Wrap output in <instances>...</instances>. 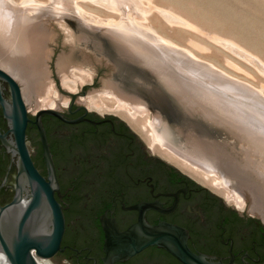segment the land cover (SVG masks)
Here are the masks:
<instances>
[{
    "label": "flooded vegetation",
    "instance_id": "1",
    "mask_svg": "<svg viewBox=\"0 0 264 264\" xmlns=\"http://www.w3.org/2000/svg\"><path fill=\"white\" fill-rule=\"evenodd\" d=\"M84 94L81 91L72 97L68 93L66 103L60 101V108H50L59 116L40 115L38 119L43 109L28 110L23 98L29 159L39 176L50 183L40 126L52 165L51 185L58 190L53 197L64 218L61 251L51 263L104 264L108 226L124 232L144 220L152 226L164 223L186 230L190 252L209 263L264 264V226L259 220L171 165L130 121L89 109L79 101L78 95ZM12 107L11 86L0 77L1 207L12 201L19 181V155L10 132ZM21 182L24 211L29 185L25 177ZM17 217L9 211L5 215L8 226ZM114 264L182 263L151 246Z\"/></svg>",
    "mask_w": 264,
    "mask_h": 264
},
{
    "label": "rangeland",
    "instance_id": "2",
    "mask_svg": "<svg viewBox=\"0 0 264 264\" xmlns=\"http://www.w3.org/2000/svg\"><path fill=\"white\" fill-rule=\"evenodd\" d=\"M12 1L18 4L23 0ZM30 1L48 3V0ZM128 1L131 8V12L128 16L122 13L120 9H107V1L105 0H96L95 4L81 1L79 5L86 12L94 14L101 20L110 19L111 22L109 23H112L111 25H115L117 29H122L126 31V34L133 35V37L135 36L139 38L138 33L134 32V28L132 27L136 22V25H138L139 28L146 31H154L153 33L156 37L158 36L157 38L167 41L171 46H176V52L178 50L187 51L194 57L193 60L196 62V65L194 64L195 68L189 66L190 69H185V71H183L184 69H181L182 67H177L180 71H183L182 73L187 75L192 74L191 76L193 78H199L197 75L199 73L213 81L215 85L217 83L216 86H218V88L223 87L222 89H226L227 92L233 95V97L230 95L227 97L231 99L234 98L238 103L246 104L245 106L248 105V108L251 107V109H258L256 105L264 107V0ZM57 15L58 14L49 16V19L53 21H51L52 27H50L52 30L50 35L51 39L47 43L49 56L46 59V68L49 76L48 82L50 85L52 84L58 95L61 96L60 99H69L67 94L73 91H77L76 93L78 94L81 93V91H85L84 95H78V98H80L79 101L81 102L83 100L85 102L91 95H99L101 101L106 105L108 110L95 108V106L92 105L88 107L89 109H96L95 111L101 115H116L125 118L130 121L135 126V129L148 141V143H150L147 131L144 129L148 117H138L136 121H133L125 112L110 111L111 109H114V102L112 99H108L102 95L106 84L109 82L113 92L131 102L134 101V103L136 102L140 104L149 112V114H152L159 119L162 118L160 121H164V118L162 117L163 115L159 117L157 115L158 113L155 114V112L146 108L143 103L139 102L147 101L149 104H152L151 102L154 96L149 79L146 76L137 73L134 68L128 65H123L121 62L115 63L116 70L111 72L109 67L111 63H114L111 58L112 55L109 52L110 49L107 44L101 43L97 38L105 36L101 33L91 32L86 27L79 25L77 18L73 16V18H63L67 23L69 22L68 29L73 35V39L69 38L64 28L57 24ZM122 15H125L124 19L122 18ZM139 21L142 22L140 23ZM98 27L105 30L110 29L106 26ZM142 41L145 42V40ZM145 44L148 45L147 42H145ZM2 62L3 57L0 55V64ZM60 66H65L67 70L71 67H79L84 71L86 70V73L83 74L77 71L75 72V76L80 78L83 84L79 82L78 85H75L69 79L63 82V86L61 83L62 81L57 74V69ZM5 69L8 73L10 72L8 68L5 67ZM219 73L223 76L221 80L218 78ZM88 74H90V76ZM175 74L187 81L185 77L179 75L177 72ZM220 81L221 83H219ZM19 87L21 88L22 93V85L19 84ZM63 87L67 89V91L63 89ZM70 90L72 91L70 92ZM122 91L139 96V101L127 97ZM256 93H260V96L262 97L257 96ZM27 106L28 110H31L32 105L27 104ZM258 112L261 113L262 111L259 110ZM175 119H177V116H175ZM163 121H161L162 124ZM160 130L161 128H157L158 132ZM170 138L172 137L170 136ZM168 139L169 138H167V140ZM167 143L170 145V140H168ZM170 146L175 149L172 144ZM175 150L178 151L177 149ZM154 151L160 154L165 160L172 163L171 165L174 164L178 166L181 170L191 175L202 185L227 201L225 191L216 189L211 180H205L200 172L186 166L174 156L163 152L158 146H154ZM189 156L194 159L197 158L193 155ZM206 156H208L207 159L213 160L217 166L221 168L223 176H221L213 166L198 159L196 160L200 161L202 165L205 164L204 166L210 167L219 177L227 181L232 188L237 191H244L251 201H255V199H252L247 193L245 189L246 187L242 185L251 178L249 171L244 169L240 170L238 168L231 170L230 165H232V162L224 155L217 157ZM193 161L197 162L195 160ZM231 180L238 181V184L235 186ZM257 188L259 192L261 191V193L264 194L263 183L257 185ZM227 202L235 205L231 200H228ZM242 210L246 211V208H243ZM259 211L261 210L259 209ZM48 262L53 264L51 261Z\"/></svg>",
    "mask_w": 264,
    "mask_h": 264
},
{
    "label": "water",
    "instance_id": "3",
    "mask_svg": "<svg viewBox=\"0 0 264 264\" xmlns=\"http://www.w3.org/2000/svg\"><path fill=\"white\" fill-rule=\"evenodd\" d=\"M97 38L101 43L107 44L110 49L109 52L114 63H111L110 71L116 70L115 63L118 62L134 68L137 73L149 79L154 98L152 104H149L147 101H139V96L125 91L122 93L143 103L146 108L155 114L158 113L159 117L163 115L164 121H161L172 137L170 139L174 145L180 150L190 151L191 155L197 157L196 159L213 166L221 176H223L221 168L213 160L207 159L208 156L205 157V153L211 157L224 155L232 162L231 170L238 168L249 171L251 178L242 185L246 187L245 189L251 198L264 208V194L259 192L257 188L260 183L264 184V147L254 140L252 137L254 135H246L241 128L242 126L224 119L214 108H211L212 106L206 108L188 95L183 94L179 88H176L177 84L167 81L159 74L155 65L146 59L131 54L122 47H116L105 37ZM175 73L174 71L176 79L186 81ZM0 77L9 83L12 90L13 107L10 115V132L14 136L19 155V181L14 187L15 195L8 205L0 206V247L9 264H38L37 258L50 260L58 251H61L59 244L64 232V218L61 206L53 197V192L58 190L56 186L51 185L54 176L50 157L46 151L44 133L37 120L36 124L40 129L48 162L50 183H46L39 176L27 153L25 127L28 119L21 88L11 75L1 68ZM190 83L192 82L190 81ZM71 94L72 97L76 95V93ZM40 115L59 116L51 109L40 111L37 119ZM193 146L200 149L204 154L201 153L198 156L196 152H192ZM22 177L26 178L29 185V194L26 196L29 202L24 211L26 200L25 198L22 199L24 190L21 182ZM231 182L235 186L238 184L236 180H231ZM9 211L18 215L11 226H8L5 221V215ZM246 213L249 214L247 211ZM251 216L259 220L264 226L261 217L252 214ZM187 238L186 230L164 223L152 226L144 220H139L124 232H119L116 227L109 225L106 229L103 248L105 257L102 261L104 264L124 262L142 250L155 246L172 255L182 264H220L209 263L203 256L192 254L187 247Z\"/></svg>",
    "mask_w": 264,
    "mask_h": 264
},
{
    "label": "bare ground",
    "instance_id": "4",
    "mask_svg": "<svg viewBox=\"0 0 264 264\" xmlns=\"http://www.w3.org/2000/svg\"><path fill=\"white\" fill-rule=\"evenodd\" d=\"M81 1H87L94 4L96 3V0H48V3L23 0L21 3L16 4L12 0H0V55L3 57V62L0 64V68L4 71H6L5 67L8 68V70H10L9 75H11L16 82L22 85V94L26 103L32 105L31 109L33 112L44 108H60L58 106L59 104H57L58 102L61 101L66 103L68 101V99H60L61 96L58 95L52 84L50 85L48 82L49 76L46 68V59L49 56V51H47V43L51 39L50 35L52 30L50 27H52L51 21H53L49 19V16L58 14L57 24L64 28L68 37L72 39L73 35L68 29L69 22L67 23V21L63 18H73L74 16L77 18L79 25L86 27L91 32L103 34L106 39L116 47H122V49L127 52L140 56L141 58H144L154 64L159 74H161V76H163L167 81L173 82L175 85L177 84L176 88H179L183 94L188 95L190 98L199 102L206 108L212 106L211 108H214L224 119L240 127L242 126L241 128L246 135H254L252 136L254 140L260 146L264 147V107L256 105L258 109H251V107L248 108V105L245 106L246 104H240L235 101L234 98L231 99L227 97L229 95L233 97V95L227 92L226 89H222L223 87L218 88V86H216L217 83L215 85L213 81L207 79L199 73L197 74L199 78H193L191 76L192 74L187 75L182 73L185 69H190L189 66L195 68L194 64L196 62H194V57L189 54V52L178 50L177 53L175 51L176 46H171L167 41L157 38L158 36L156 37L154 35V31L151 32L139 28L138 25H136L137 22L132 27L134 28L133 31L138 33L140 39L135 36L133 37V35L126 34V31L122 29L119 30L115 25H111L112 23H109L111 22L110 19L101 20L94 14L86 12L79 5ZM105 1H107V9H120L122 13L127 16L131 12L128 0ZM125 15H122L123 19L125 18ZM139 22L141 23L142 21ZM98 26H106L110 29H100ZM149 29L151 30L150 27ZM142 40H145L148 45ZM178 66H180V68L182 67L181 69L184 70L180 71L179 68H177ZM76 71L82 74L86 73V70L84 71L79 67H71L68 70L65 66L58 67L57 74L62 81L61 83L63 86V82L69 79L75 85H78L79 82L82 83V80L75 76ZM174 71L180 73L181 75L183 74L182 76L189 78V81H192V83L194 82L195 84L187 82L188 79L187 81L176 79ZM88 75L90 76V74ZM218 78L221 80V78H223L222 74L219 73ZM219 83H221V81ZM63 89L65 88L63 87ZM65 90L67 91V89ZM71 91L72 90H70V92ZM76 92L73 91L71 93ZM256 94L257 96H260V93ZM102 95L113 100L114 109H111L110 111L125 112L133 121H136L138 117H148L144 129L147 131L152 148L154 146H158L163 152L174 156L186 166L200 172L205 180H211L216 189L224 190L227 201H233L237 209L242 211L243 208H246V211L249 214L257 215L264 221V208L262 206L260 207L258 202L252 200V203L249 196L244 191L235 190L227 181L219 177L210 167L204 166L205 164L202 165L200 161L189 156L191 155L190 151H181L178 149L176 145H174V142L170 139V135L165 130V127L159 118L149 114L143 106L136 102L134 103L133 100V102H131L113 92L109 82L106 84ZM82 102L87 107L92 105L95 106V108L107 109L106 105L101 101L99 95L89 96L85 101L87 104L84 100ZM259 110L262 112L259 113ZM157 128H161V130L158 132ZM167 138H169L168 140H170L173 147L182 154L173 149L170 146L171 144L169 145L167 143ZM193 148L191 151L196 152L198 156L201 153L204 154L195 146H193ZM204 155L207 157L206 154ZM193 160L197 162H194ZM259 209L261 211H259ZM36 260L38 264H50L48 260L46 261L38 258ZM0 264H9L5 255L1 251V247Z\"/></svg>",
    "mask_w": 264,
    "mask_h": 264
}]
</instances>
